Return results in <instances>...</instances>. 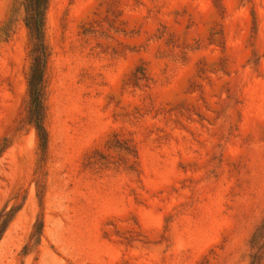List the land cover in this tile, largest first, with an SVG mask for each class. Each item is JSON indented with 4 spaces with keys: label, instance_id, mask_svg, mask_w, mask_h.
Wrapping results in <instances>:
<instances>
[{
    "label": "rangeland",
    "instance_id": "374dc122",
    "mask_svg": "<svg viewBox=\"0 0 264 264\" xmlns=\"http://www.w3.org/2000/svg\"><path fill=\"white\" fill-rule=\"evenodd\" d=\"M27 0H0V264H264V0H47L45 149Z\"/></svg>",
    "mask_w": 264,
    "mask_h": 264
},
{
    "label": "trees",
    "instance_id": "16d2710c",
    "mask_svg": "<svg viewBox=\"0 0 264 264\" xmlns=\"http://www.w3.org/2000/svg\"><path fill=\"white\" fill-rule=\"evenodd\" d=\"M47 0H27L26 4V23L32 31L34 39L32 52L34 54V63L30 73V93L32 96V105L36 129L43 149L47 146L48 135L44 125V75L46 63L49 58V52L44 40L43 26L44 13Z\"/></svg>",
    "mask_w": 264,
    "mask_h": 264
}]
</instances>
